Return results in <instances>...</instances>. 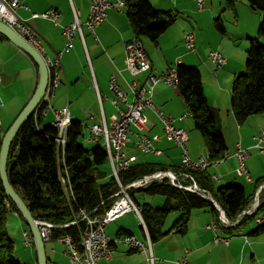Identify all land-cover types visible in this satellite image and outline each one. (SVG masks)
<instances>
[{"label": "crops", "instance_id": "crops-1", "mask_svg": "<svg viewBox=\"0 0 264 264\" xmlns=\"http://www.w3.org/2000/svg\"><path fill=\"white\" fill-rule=\"evenodd\" d=\"M148 1L158 10L177 13L176 22L165 31L156 44L146 37H135L126 9L109 11L107 19L95 29L94 34L83 26L84 44L79 37H76L74 47L61 56L60 83L50 99L51 109L47 111L42 125L51 124L54 119L53 112L63 109L69 111L71 121H77L83 125L85 137L89 135V126L101 123L102 112L109 123L115 113L109 89L112 76L127 94L128 99L130 101L134 99L129 88L133 77L126 70L125 45L133 39H138L151 62L152 69L157 73H165L176 67L178 63L194 66L200 71L207 102L220 111L222 133L227 145L226 157L218 165L209 167L212 176H217V179L214 180L216 185L226 186L240 183L239 179L241 178L237 172L241 171L235 158L238 144L249 149L250 155L246 162L252 176L247 177L244 174V180L248 184H254L257 178L264 175V157L257 155L259 160L251 159L255 153L263 154L255 147L254 136L260 131H264V113L250 116L243 125H238L231 110V96L235 77L246 71V51L249 48L250 39L257 36L262 14L253 10L247 3L238 2L234 7L236 32L229 33L221 19L224 27L223 33L208 30L215 40L209 46V50L218 49L226 59V64L216 71L209 61L207 53L206 55L198 53L194 59L183 53L185 32L195 34L196 47L198 46L199 49L205 43L206 39L203 37L200 25V18L205 16L198 17L201 14L206 15L205 9L200 11L197 8L194 25H187L179 19L183 18L185 12H191L192 8L197 6L194 0ZM19 2L23 7H17L16 13L26 20L41 37L46 56L50 59H54L57 53L64 48L65 39L62 36L61 26L68 25L73 21V9L78 11L80 22L85 23L91 4L90 0H19ZM50 8L57 9L61 14L58 25L42 18H32V14H42ZM217 15L218 9L211 7L206 16L211 20L215 19ZM210 30L212 29L210 28ZM261 42H264V39ZM0 77L2 79L0 123L2 135H4L33 96L39 81L38 67L28 55L9 41L0 39ZM139 79L143 83L145 74L141 75ZM152 101L164 114L177 119L174 123L176 127L186 131L189 156L192 159L206 156L207 150L204 141L195 133L192 117L177 87H170L164 82L158 83L154 89ZM144 114L149 121L147 129L143 131L144 134L149 137L162 136L161 141L154 143L155 147L162 151V154L152 156L163 160H138L135 153V149H137L135 136L123 149L124 154L127 157L135 156L136 162L178 166L180 164L179 157L176 163L170 162L168 150L171 146L169 145L175 144L163 137L161 121L149 108L144 110ZM179 117H183L182 120H178ZM229 130L234 133L236 140L229 138V142L227 141L228 134L226 135V133ZM132 131H135L134 127H132ZM206 197L212 199L210 195ZM12 215L19 220L17 233L21 237V241L18 240L19 238H16L15 241L10 236L17 250L22 248L21 244H24L22 233L27 230L22 225L23 220L16 213ZM134 217L138 222L140 234L136 233L135 226L129 222H120L115 233L107 232L106 228L110 224L107 225L106 234L114 238L117 236L118 230L121 229L131 232V235L140 240H145L141 229L142 225L135 215ZM214 219L212 212L207 209L193 210L185 234L180 235L172 231L160 241L152 243V253L157 259L154 264H176L184 257L189 264H264V232L254 235L252 231L256 226L251 227L247 232L241 228L235 231L237 237L234 238L236 236L234 232L231 234L228 228L225 229L220 225L216 231L207 229L208 225L216 223ZM215 235L228 239V242L215 243L213 241ZM24 246L26 245L24 244ZM25 248L23 254L16 258L24 264H37V254L33 245ZM45 252L47 264H73L65 245L58 240L46 242ZM97 264L150 263L146 252L133 251L114 244L111 246V256L102 259Z\"/></svg>", "mask_w": 264, "mask_h": 264}, {"label": "trees", "instance_id": "trees-1", "mask_svg": "<svg viewBox=\"0 0 264 264\" xmlns=\"http://www.w3.org/2000/svg\"><path fill=\"white\" fill-rule=\"evenodd\" d=\"M126 14L136 38L146 37L157 43L159 38L177 20L178 14L154 8L148 0H124ZM246 2L253 10L262 14L256 38L250 39L246 51V71L235 77L232 85L231 110L238 125H243L250 116L264 113V0H227L229 7ZM215 27L221 33L224 27L220 19ZM0 39L8 41L2 35ZM177 90L184 99L194 127L203 138L207 157L211 163L222 161L227 154V145L222 133L220 111L212 107L204 95L200 71L194 66L181 63L176 65ZM45 105L40 104L37 112L23 124L13 140L7 161L8 179L14 190L20 195L36 220H45L55 225L72 222L80 211L90 212L98 208L102 215L111 206L110 199L120 190L144 175L158 170H172L176 173L189 172L205 195L224 212L229 222H235L250 207L258 189L264 184V175L254 181V190L246 192L241 186L231 184L216 185L209 168L193 171L179 165L135 162L128 169L118 172V180L106 170L109 160L105 151L97 145L85 148L82 139L86 138L84 127L77 121L69 124L63 161L58 162L56 129L42 125ZM2 138L0 139L1 148ZM60 175H67L68 186L72 192L68 199ZM135 192L140 195L161 196L163 204L158 207L139 202ZM138 206L145 229L151 243L163 239L168 233L183 235L193 210L207 209L219 224V210L201 195L172 186L169 181L154 182L142 189L128 191ZM14 211L24 222L22 215L7 198L0 180V264H24L14 256V242L7 230V215ZM178 213L168 231L164 230L166 219L171 213ZM264 217V188L259 193V207L252 216H243L237 225L228 228L232 234L244 227L257 216ZM85 223L78 227L54 229L51 240L71 236L78 243ZM264 232V222L256 224L252 234ZM131 235L126 230H118L117 236ZM33 247L35 248L34 242Z\"/></svg>", "mask_w": 264, "mask_h": 264}, {"label": "built area", "instance_id": "built-area-1", "mask_svg": "<svg viewBox=\"0 0 264 264\" xmlns=\"http://www.w3.org/2000/svg\"><path fill=\"white\" fill-rule=\"evenodd\" d=\"M194 1L198 10H203L204 0ZM90 2L89 15L85 23L80 22L78 11L73 9V21L68 25L61 26L62 36L65 39L64 48L57 53L54 59H50L46 56L41 37L26 20L22 19L16 13L15 9L17 7H23L19 0H0V22L5 23L19 34L45 59L49 71V82L41 102V104L45 105L43 111L44 116L47 111L51 109L50 99L60 83V59L62 54L70 51L74 47L76 37H79L84 44L83 26L86 27L89 32L94 34L95 29L107 19L108 12L111 10L119 11V5H121V3H116V0H90ZM60 17V12L54 8H50L42 14H32V18H42L50 21L54 25L59 24ZM183 41L185 48L188 51L195 52L196 36L194 33L185 32ZM125 50L127 54L126 70L131 77H133V80L129 83V88L134 95V99L131 101L128 99L127 94L119 87L115 77L112 76L109 82V89L112 94L111 101L115 107V113L112 115L111 121L108 123L102 112L101 123L89 126V135L87 136V141L90 143L103 142L106 144L107 151L109 152V164L112 169V176L118 180V172L128 169L136 162L135 156L127 157L123 152V149L130 142L131 135L135 136L136 147L142 153L153 154L156 156L162 154V151L157 149L154 145L155 142L161 141L162 136L154 135L149 137L143 132L147 129L149 124V121L144 114L146 108L151 109L161 121L163 126V137L181 149L179 164L181 168L193 171H203L211 166L218 165L219 163H212L211 166H204L201 162V158L192 159L188 154V135L186 131L183 128L176 127L174 123L177 119L171 115L164 114L152 101L154 89L158 83L164 82L170 87H174V84H177L173 83L171 80V73L173 70H176V68H171L170 73L168 74H159L154 71L147 54L141 48L139 40H131L126 43ZM208 59L216 71L226 64L225 57L217 50L210 51ZM143 74H145V80L141 83L139 77ZM1 83L2 79L0 77V85ZM53 114L54 119L51 124L56 125L57 157L58 162H61L63 161L67 132L70 126L65 125V117L70 116V113L67 109H63L54 111ZM182 118L183 117H179L178 120H182ZM132 127L135 128L134 132L132 131ZM2 137V127L0 123V139ZM254 140L255 147L264 154V131H260L255 135ZM249 155V149L243 148L240 144L237 145L235 158L239 170L245 175L248 174L246 160ZM212 178L216 180L217 176H212ZM59 179L64 192L69 199L72 192L68 186V177L67 175H60ZM166 179L172 186L178 189L206 197L205 192L199 188L194 177L189 172L176 173L172 170H158L151 174L144 175L126 186L120 185V190L110 197V199H113V203L102 215H99L98 208H95L90 212L80 211L72 222L64 225H55L45 220H37L41 238L44 243L49 242L51 241L52 231L54 229H65L72 226L78 227L81 223H85V229L81 233L78 243L74 242L71 236H63L57 239L60 243L65 245L73 264H97L102 259H107L111 256V246L114 244H119L133 251L146 252L149 263L154 264L157 259L153 256L152 243L146 230L145 240H140L134 235L125 234L111 238L106 234L105 228L107 225L112 224L123 216L131 213L139 219L141 225L145 229L140 210L129 195L128 191L130 189H142L151 183L161 182ZM262 187H264V184ZM258 191L244 217L252 216L257 212L259 207ZM215 206L219 210L216 204ZM219 213V224L214 223L208 225L206 227L207 229L216 231L218 225L223 227V223H234L235 226L242 219H237L235 222H229L226 217H222L221 212ZM255 219L256 224H262L264 222V218L261 216H257ZM23 239L26 246H31L33 244L30 232L24 231ZM213 241L215 243H227L228 239L215 235ZM176 264L189 263L186 257H184Z\"/></svg>", "mask_w": 264, "mask_h": 264}, {"label": "rangeland", "instance_id": "rangeland-1", "mask_svg": "<svg viewBox=\"0 0 264 264\" xmlns=\"http://www.w3.org/2000/svg\"><path fill=\"white\" fill-rule=\"evenodd\" d=\"M205 1V5H204V9L206 11V15H207V12L210 10V8H214V9H218V15L215 19H208V16L204 15V14H201L199 15L198 17H201V16H205L203 18H200V25H201V28H202V33H203V37L206 39L205 43L201 46V48L199 49L198 46L196 47V50L195 52H190L188 51L186 48L183 49V53L184 55H189L190 58L194 59L196 57V55L198 53H201L202 55H206L209 54L210 51H213V50H217L219 51L218 49H211L209 50V46L213 44V42L215 41L209 31H216L215 33H217V29L215 27V20L216 19H221L222 22L224 23V25L226 26L227 30L229 31V33H232V32H236L235 31V12H234V8H231L228 6L227 4V0H204ZM239 3H242V2H239ZM246 3V2H245ZM197 6H195L194 8H192V11L191 12H185L184 16H182L183 18L179 19L181 22H184L185 24L187 25H194V22H195V19H196V14L197 13ZM242 13V12H241ZM243 17V15H242ZM209 23V24H208ZM210 28L212 30H210ZM209 30V31H208ZM262 44H264V42H262ZM185 47V45H184ZM144 50V49H143ZM174 51V50H173ZM145 52V50H144ZM146 53V52H145ZM208 56V55H207ZM192 125H193V129L195 131V133H197V135L199 137H201V139L203 140L200 132L198 130L195 129L194 127V123H193V120H192ZM228 134V135H227ZM227 135V141L229 142V138L231 139H235L236 140V137L234 135V133H232V131H227L226 133ZM134 136H130V140H133ZM82 144L85 148H94L96 147L97 145H99L100 147H103L104 146V143L103 142H94V143H90L87 141V137L82 139ZM169 145V144H168ZM171 146L169 148V154H170V162L172 163H176L177 162V158L179 157L180 158V155H181V149L178 148L177 146L171 144L169 145ZM188 147V145H187ZM135 153L137 155V158L138 160H141V161H144L145 159L147 160H156L157 158H153V154H144L142 153L141 151L135 149ZM255 155V157H254ZM251 158L253 160H259V157L257 155H259L260 157H264V154L260 155L258 153H255ZM198 159V158H197ZM157 160H163V159H157ZM166 161V160H165ZM256 164H258L256 162ZM246 168L248 170V176L251 177V173L249 171V168H248V163L246 162ZM106 170L110 173H112V169H111V166L110 164L108 165V167L106 168ZM238 171V170H237ZM238 175L240 176L241 179H239L240 183H235V185H238V186H241L245 189L246 192L250 193L254 190V184H248L245 182L244 180V174H242L241 172H237ZM135 196L136 198L139 200V202L143 203V202H151V204L154 206V207H158V206H161L163 204V201H164V198L161 197V196H148V195H140L138 192H135ZM15 212L12 211L10 213H8L7 215V230H8V233L9 235L14 238V240L16 241L17 239L16 238H19L18 240L21 241V237H19V234L17 233V227H18V218L14 217L12 214H14ZM178 213L174 212V213H171L168 218L166 219V222H165V225H164V230L167 231L171 228V225L173 223V221L175 220V218L177 217ZM263 215H261L262 217ZM264 218V217H263ZM120 222H129L131 224H133V226H135L136 228V233L137 234H140V229L138 227V222L136 220V218L134 217V214H128V216H125L122 220L120 221H117L113 224H110L109 226H107L106 230L107 232H116L118 227H119V224ZM24 225V227L26 228V230L29 232V227L28 225L26 224V222H22ZM212 225V224H210ZM256 226V219H253L251 221H249L244 227H242L246 232L248 231V229H250L251 227H255ZM23 235V233H22ZM234 238L237 237V233L234 232ZM215 237V236H214ZM23 243V242H21ZM23 245L21 249H17L16 250V247H14V256L15 257H20L22 254H23V251L26 250L25 247L27 246H24V244H21ZM16 246V244H15ZM21 254V255H20Z\"/></svg>", "mask_w": 264, "mask_h": 264}, {"label": "water", "instance_id": "water-1", "mask_svg": "<svg viewBox=\"0 0 264 264\" xmlns=\"http://www.w3.org/2000/svg\"><path fill=\"white\" fill-rule=\"evenodd\" d=\"M0 35L6 38L16 48L28 55L38 67L39 81L33 96L2 137L0 148V180L7 198L18 209L29 227L37 254V264H47L45 243L41 238L37 220L34 219L23 199L11 186L7 173V161L13 140L18 135L23 124L36 112L42 102L49 82V71L44 57L36 49L29 45L25 39L3 22H0ZM262 188L264 187L261 186L258 194ZM204 198L215 205V202L212 199L207 197Z\"/></svg>", "mask_w": 264, "mask_h": 264}, {"label": "bare ground", "instance_id": "bare-ground-1", "mask_svg": "<svg viewBox=\"0 0 264 264\" xmlns=\"http://www.w3.org/2000/svg\"><path fill=\"white\" fill-rule=\"evenodd\" d=\"M116 3H121V5H119V10H123L126 8V2L124 0H116ZM133 40H138V39H133ZM141 43V42H140ZM141 48L143 49L142 47V44H141ZM170 73V69L168 71H166L165 73H162V74H168ZM171 80L173 81V83H177V73H176V70H173V72L171 73ZM177 87V84H174V88ZM71 123V119H70V116H67L65 117V125H69ZM53 128L56 129V125H51ZM105 153L107 154V157H108V160H109V152L107 151V148H106V144L104 143V146L101 147ZM201 158V162L204 166H210L212 165V163L209 161L207 155L204 156V157H200ZM221 161H217V162H213V163H220ZM216 204V203H215ZM217 205V204H216ZM217 207L219 208V212H221L222 214V217H225L224 215V212L221 210V208L217 205ZM249 209V208H248ZM247 210H245L240 216L238 219H241L243 218V216L246 214ZM234 225V223H223V228H230Z\"/></svg>", "mask_w": 264, "mask_h": 264}]
</instances>
